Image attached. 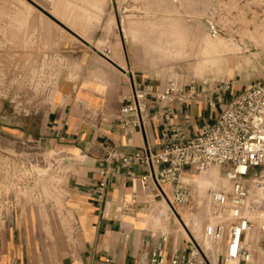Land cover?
<instances>
[{"label": "crops", "instance_id": "0c3cea01", "mask_svg": "<svg viewBox=\"0 0 264 264\" xmlns=\"http://www.w3.org/2000/svg\"><path fill=\"white\" fill-rule=\"evenodd\" d=\"M117 23L109 0H0V50L25 69L55 73L41 138L69 155L64 208L47 209V218L39 205L20 208L19 219L0 229V264H139L158 250L188 252L191 236L180 219L193 207L173 208L150 183L144 191L147 168L136 160L125 166L122 157L147 146L157 151L170 125L197 135L236 93L212 107L158 101L165 84L129 68ZM229 59L214 63L227 67ZM133 79L149 90L143 126L135 129L120 120Z\"/></svg>", "mask_w": 264, "mask_h": 264}, {"label": "rangeland", "instance_id": "374dc122", "mask_svg": "<svg viewBox=\"0 0 264 264\" xmlns=\"http://www.w3.org/2000/svg\"><path fill=\"white\" fill-rule=\"evenodd\" d=\"M109 1L129 68L141 77L158 85L169 79L183 84L230 80L233 90L226 101L246 86L264 81V0ZM228 56L227 67L214 63ZM24 67L0 50V229L16 222L19 209L28 205H39L45 218L50 209L64 208L61 189L69 155L41 138L55 73ZM217 171L187 176L198 196L224 187L218 181L223 170ZM201 178L212 180V185L201 189ZM184 217L201 236L198 223L194 224L197 217L190 212Z\"/></svg>", "mask_w": 264, "mask_h": 264}, {"label": "built area", "instance_id": "2783aa9c", "mask_svg": "<svg viewBox=\"0 0 264 264\" xmlns=\"http://www.w3.org/2000/svg\"><path fill=\"white\" fill-rule=\"evenodd\" d=\"M232 90L230 80L217 83L201 79L183 84L169 79L156 99L168 104L204 100L212 107ZM125 101L120 109L121 123L141 128L149 108V90L133 79ZM131 160L147 168L140 178L142 189L149 190L150 183L173 208L191 204L197 217L194 224L200 223L202 231L197 239L183 221L191 236L186 255L175 250L166 257L158 250L141 258L139 264H264V81L234 94L216 121L197 135L189 137L175 125L167 126L160 149L153 152L147 146L122 157L125 166ZM213 167L223 170L229 186L198 196L197 187L187 176ZM164 186L170 187L171 197Z\"/></svg>", "mask_w": 264, "mask_h": 264}, {"label": "bare ground", "instance_id": "6f19581e", "mask_svg": "<svg viewBox=\"0 0 264 264\" xmlns=\"http://www.w3.org/2000/svg\"><path fill=\"white\" fill-rule=\"evenodd\" d=\"M215 169H217V170H219V171H222L220 168H215V167H213V168H211V169H209L208 171H212V170H215ZM208 171H206V172H208ZM219 171H217V172H219ZM221 173V172H220ZM222 173H223V171H222ZM223 176H224V174H222ZM194 179H192V181H193ZM218 181H221V182H223V183H225V185H224V187H228L229 186V181L227 180V178L224 176V177H221L220 176V179L218 180ZM194 182V181H193ZM212 185V180H209V179H207V178H201L200 179V183H199V186H200V188L201 189H208L210 186ZM224 187H222V188H224ZM217 189H221V188H217ZM197 223L198 222H195V225H197ZM198 226H199V228H198V232L201 234L202 233V231H201V225L198 223ZM194 233V232H193ZM194 235H195V233H194ZM200 235H195V237L197 238V239H200L201 238V236L199 237Z\"/></svg>", "mask_w": 264, "mask_h": 264}]
</instances>
